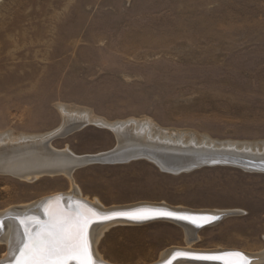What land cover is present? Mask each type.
I'll list each match as a JSON object with an SVG mask.
<instances>
[{
	"label": "rangeland",
	"instance_id": "obj_1",
	"mask_svg": "<svg viewBox=\"0 0 264 264\" xmlns=\"http://www.w3.org/2000/svg\"><path fill=\"white\" fill-rule=\"evenodd\" d=\"M61 104L112 124L148 118L153 136L164 140L262 153L264 0H1L0 142L23 135L12 144L24 146L57 129ZM117 137L89 123L51 144L89 155L113 150ZM54 159L49 153L48 162ZM73 174L86 196L106 206L160 201L244 210L201 231L192 247L264 251V172L215 164L175 174L139 158ZM70 187L65 175L28 180L0 171V211ZM181 246L184 228L167 222L113 226L98 243L117 264H149ZM5 251L0 244V258Z\"/></svg>",
	"mask_w": 264,
	"mask_h": 264
},
{
	"label": "bare ground",
	"instance_id": "obj_2",
	"mask_svg": "<svg viewBox=\"0 0 264 264\" xmlns=\"http://www.w3.org/2000/svg\"><path fill=\"white\" fill-rule=\"evenodd\" d=\"M71 66L75 67L76 63L73 62ZM58 107L63 117L62 125L38 137L37 140L33 142H27L25 139H29V137L33 138L34 136L25 137L24 141H26V143L23 142V144L28 145L27 148L25 145L14 146L12 144L13 141L14 143L18 142L21 137L16 141L12 140L13 138H9L7 142H0V160H3V155L6 156L4 160L6 158L9 160L8 162L5 161L4 165V161H0L1 172H7L28 180H34L39 175L46 173L51 175L59 174L67 176L71 181L69 190L56 191L30 202L28 205L9 207L0 211V244H6V251L0 258V264H18V261L21 259V248L24 246L25 242L29 240L30 236L35 237L37 233H40L46 226L51 224L52 212H56L57 214L62 212L69 218L75 219L79 213L88 210H90L91 213H95V215L91 217L86 229L94 264H117L105 258L98 249V243H100L108 229L117 225L141 226L157 222H167L182 226L186 235L187 246L166 249L161 253L159 259L149 264H236V262L240 260L246 261V264H264V251L254 253L238 247L219 246L213 249L192 247L194 240L199 239L201 231L218 225L229 215L244 213V210H227L220 208L195 209L160 201H141L142 203L139 201L126 205L116 204L106 206L98 199L86 196L73 177L76 168L87 161V157L95 156L96 159L101 161L96 163L110 164L144 158L157 164L163 170L175 174L190 171L185 169L187 166L197 165L198 167L196 168H199L203 166L201 165L202 163L232 165L249 171L264 172V148L261 153V149L259 148L254 149L255 147L248 146L239 147L234 144L223 146V148H214L210 147L211 144L209 145L206 142L198 144L195 140H192L190 144L189 141L167 140V138L164 140L161 137L153 136L151 133L152 121L148 118H145L139 126L137 125L138 122L132 119L125 123L112 124L102 118H96L95 114L87 108L70 106L67 104H61L58 105ZM89 123H96L98 126L109 127L118 136L117 146L110 151L79 155L70 148L60 150L56 149L51 144L54 138L66 136L73 131L83 128ZM154 128L157 129L158 127L155 125ZM162 132L172 133L173 131L162 129ZM16 136L17 135H15V138ZM21 136L22 138L24 137L23 135ZM151 141L162 142L154 143ZM159 144L164 145L162 146ZM151 146L168 149L169 151L166 152V154L174 155V157H165L166 159L172 158L173 164L163 159L161 153L154 151ZM234 148H236L238 152L235 151ZM250 152L251 154H249ZM49 153H51L54 158L58 159L48 162ZM187 155L188 157H186ZM175 157L183 160H176ZM23 158L26 160L28 158V162ZM176 169L182 171L179 172ZM138 210L172 212L176 215H148L144 219H131L126 216H114L112 219L106 220L100 218L115 212H135ZM180 216L190 217L191 219H180L178 218ZM193 219H195V222H193ZM234 248L241 249V251ZM178 253H184L185 255H178ZM232 253H241L243 255L237 257L230 255ZM201 256H215L219 257V259L198 258ZM68 264H78V261L70 259Z\"/></svg>",
	"mask_w": 264,
	"mask_h": 264
},
{
	"label": "snow or ice",
	"instance_id": "obj_3",
	"mask_svg": "<svg viewBox=\"0 0 264 264\" xmlns=\"http://www.w3.org/2000/svg\"><path fill=\"white\" fill-rule=\"evenodd\" d=\"M52 222L46 226L35 237H29L21 248V259L18 264H68L70 259H75L78 264H94L86 229L88 223L95 213L90 210L79 213L75 219L69 218L64 213L57 214L52 212ZM148 215L174 216L172 212H158L153 210H138L135 212H115L101 219H112L114 216H126L131 219H144ZM180 219H191L190 217L180 216ZM195 222V219H193ZM178 255H185L178 253ZM237 257L241 253H232ZM200 259H219L215 256H201ZM236 264H246L240 260Z\"/></svg>",
	"mask_w": 264,
	"mask_h": 264
},
{
	"label": "water",
	"instance_id": "obj_4",
	"mask_svg": "<svg viewBox=\"0 0 264 264\" xmlns=\"http://www.w3.org/2000/svg\"><path fill=\"white\" fill-rule=\"evenodd\" d=\"M229 149H231V148H229ZM235 149V151H237V149L236 148H234ZM232 150V149H231ZM238 152V151H237ZM243 152H245V151H243ZM247 152V151H246ZM174 154V153H173ZM249 154H251V152L249 153ZM161 155H166V154H161ZM167 156V155H166ZM171 156H173L174 157V155H171ZM87 157V156H86ZM186 157H188V155L186 156ZM88 158V160L87 161H85V162H83L82 164H80L77 168H79V167H81V166H86V165H89V164H92V163H96V162H101L99 159H96V156L95 157H87ZM176 158V160H179V158L178 157H175ZM185 158V157H184ZM175 160V159H174ZM201 165H214V164H207V163H202ZM196 167H198L197 165H193V166H187L185 169L186 170H193V169H195ZM177 171H179V172H181L182 170H180V169H176Z\"/></svg>",
	"mask_w": 264,
	"mask_h": 264
},
{
	"label": "crops",
	"instance_id": "obj_5",
	"mask_svg": "<svg viewBox=\"0 0 264 264\" xmlns=\"http://www.w3.org/2000/svg\"><path fill=\"white\" fill-rule=\"evenodd\" d=\"M150 162H152V161H150ZM77 182V181H76ZM80 186V185H79ZM81 187V186H80ZM83 190V189H82ZM84 191V190H83Z\"/></svg>",
	"mask_w": 264,
	"mask_h": 264
}]
</instances>
